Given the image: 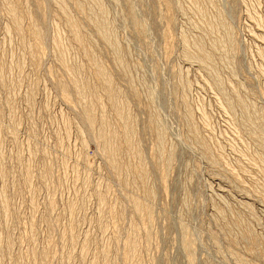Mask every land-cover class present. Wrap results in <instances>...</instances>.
Masks as SVG:
<instances>
[{
  "label": "rangeland",
  "instance_id": "rangeland-1",
  "mask_svg": "<svg viewBox=\"0 0 264 264\" xmlns=\"http://www.w3.org/2000/svg\"><path fill=\"white\" fill-rule=\"evenodd\" d=\"M64 1L89 40L86 47L73 40L53 1L19 0L42 34L38 42L29 18H23V37L15 34L0 0V264H264V147L249 132L243 108L235 104L236 114L230 111L214 86L220 77L229 98L236 100V89L252 114L264 116V0H138L143 34L131 22L128 0H102L122 63L77 8L83 0ZM219 16L233 29L234 54L228 46L212 48L223 37ZM59 39L63 62L82 68L81 80L100 92L105 118L118 132L86 48L123 90L119 103L137 121L134 142L153 198L144 194L137 158L123 140L127 174L116 176L106 164L81 121L72 74L59 61ZM185 42L205 44L213 67L186 59ZM60 83L71 89L69 100ZM157 119L166 132L161 147L175 153L167 165L156 149ZM200 145L211 152L208 158Z\"/></svg>",
  "mask_w": 264,
  "mask_h": 264
},
{
  "label": "bare ground",
  "instance_id": "bare-ground-1",
  "mask_svg": "<svg viewBox=\"0 0 264 264\" xmlns=\"http://www.w3.org/2000/svg\"><path fill=\"white\" fill-rule=\"evenodd\" d=\"M50 2L53 1L54 3L57 4V6L59 7L61 13L63 14L64 18H66V25H67V28H68V31L70 32L73 40L76 42V44L80 47H86V43L89 41H87V37L85 38L84 37V32H82V27L81 25L74 20L73 16L70 15V13L68 12V9L66 7V4H65V1L64 0H49ZM82 1V0H81ZM84 1V0H83ZM80 2L78 1L77 3V8L80 9V10H84L85 12H87V17L90 18L91 20V23L93 25V29L95 30V32L97 34H99V36L102 37V40L104 41V43L108 44V46H111L116 54V61H120L119 63H122V52L120 51V46L117 45V43L115 42V39H114V31H112L111 29V26H110V22H109V19H108V15H107V11H106V7H105V4L102 0H86L87 2L90 3H85V2ZM114 1V0H113ZM129 1V17L131 19V22L132 24L136 27V29L138 31H140V33H145L146 32V23H144L143 21H141L139 18H140V14H138L136 12V7L134 5V3H137L139 2L138 0L136 2H133L132 0H128ZM5 8H6V11H7V14H8V18L10 19V22H11V25H12V29L14 30L15 34H17L20 38L23 37V34L24 32H22V22H23V18H29L31 20V23L32 22H35V20L33 21V18H31V14L29 15L27 12H25L24 9H21V6H20V2L19 0H2ZM27 2V1H26ZM140 3V2H139ZM211 3V2H209ZM69 4V3H68ZM67 4V5H68ZM192 4V3H191ZM212 5V4H211ZM107 6V5H106ZM197 6V5H196ZM137 7H140V5H138ZM30 8V7H28ZM27 8V9H28ZM139 9V8H138ZM201 9V8H200ZM30 10V9H29ZM206 10V9H205ZM201 11V10H200ZM199 11V12H200ZM29 12V11H28ZM182 12V11H181ZM31 13V12H30ZM202 14V13H200ZM34 15V14H33ZM204 15V14H203ZM220 15V12L219 14ZM195 18V17H194ZM6 19V18H5ZM36 19V18H35ZM142 19V18H141ZM145 19V18H144ZM142 19V20H144ZM25 20V19H24ZM198 20V19H197ZM214 21V20H213ZM217 21V20H216ZM218 22V25L221 27V29L223 30V37H219L217 38V41L213 42L214 44L212 45V48L214 50L216 49H219L218 47H220L221 49L222 48H226L228 46L229 50H228V53L231 52V53H235L236 52V48H237V43H235V36H234V33H233V29L225 22L224 19H222L221 16H219V20L217 21ZM264 22V20H263ZM90 23V22H89ZM215 23V22H214ZM261 23V22H260ZM36 24V22L34 23ZM200 24V23H199ZM203 24V23H202ZM33 25V23H32ZM213 25V24H212ZM217 25V24H216ZM196 26V25H195ZM39 28V26H37ZM209 27V26H208ZM42 28V27H41ZM197 28V27H195ZM215 28L218 29V26H216ZM10 29V28H9ZM211 29H212V26H211ZM216 29V30H217ZM209 30V28H208ZM7 34H8V28H7ZM43 31V29H42ZM30 32L33 34L34 38L39 42V40L41 41V39H43L41 36L42 34L40 33V31L36 30L35 28V25L32 26ZM86 32V31H85ZM211 30L208 32L210 33ZM213 32V30H212ZM43 33V32H42ZM87 33V32H86ZM201 33V32H200ZM216 33V32H215ZM45 34V33H44ZM96 34V35H97ZM10 35V34H9ZM118 35V34H117ZM62 36V35H61ZM95 36V35H94ZM184 36V35H182ZM45 38V37H44ZM89 38V37H88ZM57 39V38H56ZM182 39V38H181ZM185 39V38H184ZM53 41V40H52ZM60 41V39H59ZM58 40L56 41L57 43V47L58 50L60 51V54H59V61H61L62 65H64L63 67H65L66 70H69L70 73L72 74V77H70L72 79V85H70V87H73V92H75L74 94L76 95V101H77V104H79L80 106H82V120L81 121H84L85 123V127L86 129L88 130L89 134L91 136H93L95 138V140L97 141V143L99 144L98 147H100V150L102 151V154H103V157H105V160H106V164L108 165L109 169L117 176V174H121V173H125L127 174V172H123V166L121 165V157L123 155V150L121 149V147L119 146L120 144H118V140H123V142L125 143V145L127 146V149L132 152V154L134 153L136 158H137V161H138V165H139V171H140V178L142 179V184H143V187L145 188V193L144 194H147L146 196H148L149 198H153L154 197V194H153V191L149 184H148V169H147V166L145 164V161H144V155H143V151L140 150L136 143L134 142V133H135V119H133L134 117L132 116V114L129 112V107L128 105H122L120 104L122 100H120V98H122V91H120L119 88H117L115 86V84L113 83V78L112 76L110 75L109 71H107V69L102 65L100 59H96L95 57V54L93 55V53L91 52L90 48L87 49L86 48V51L87 52V55H89L91 58L88 59L89 62H91L92 66L94 67L95 71H96V76L98 78V81L100 83V90H101V93H104L103 95L107 98L108 100V106H110V108H112V111L114 113V115H116V119L119 121L120 123V129H121V132H118L117 131V128L113 127V125L110 124L109 121H107V119L105 118L106 114V107L103 105L104 103H102L103 101H101V99L99 98V93L97 91V88H93V86H91L88 81H86V78L85 79H82L81 78L84 76L81 77V74H82V68L79 67V66H74V67H70L71 65H69V67L66 65L67 63L63 62V58L65 59V57L63 56L64 55V51H63V47L61 46V41L59 42ZM63 41V40H62ZM42 42V41H41ZM39 43L37 44V48L39 47V45H41L42 43ZM64 42V41H63ZM201 42V41H200ZM204 42V41H203ZM91 42H89L90 44ZM23 44V43H22ZM28 44V43H27ZM44 44V43H43ZM185 42V47L186 48V51H185V58L186 59H189V60H192L193 62L196 61V63H199L201 65V67L204 66L207 67V66H210L212 64V57H211V53L209 52V50L207 51L204 47H205V44L203 45L200 44V43H196L193 44L195 45L194 48H190L189 44H187ZM25 45V44H23ZM22 46V45H21ZM55 46V45H54ZM92 46V44H91ZM31 47V46H30ZM41 47V46H40ZM89 47V45H88ZM25 48V46H24ZM66 49V48H65ZM85 49V48H84ZM194 49V50H192ZM112 50V51H113ZM41 51V50H40ZM66 51V50H65ZM223 51V50H221ZM226 51V49H225ZM84 52V53H85ZM226 53V52H225ZM230 53V55H231ZM236 55V54H235ZM221 56V55H220ZM232 57V56H231ZM235 57V56H234ZM214 59V58H213ZM99 60V61H98ZM65 61V60H64ZM191 62V61H190ZM232 62V61H231ZM60 64V65H61ZM119 65V64H118ZM120 66V65H119ZM212 66V65H211ZM213 67V66H212ZM21 68V67H20ZM121 68V67H120ZM24 69V68H23ZM122 69V68H121ZM203 69V68H202ZM213 69V68H212ZM208 70L209 67H208ZM122 71V70H121ZM11 72V70H10ZM20 72V71H19ZM84 72V71H83ZM208 72V71H206ZM214 71L211 70V73H212V76H213V73ZM235 72V71H234ZM70 73L68 75H70ZM180 73V72H179ZM209 73V72H208ZM66 76V75H65ZM215 76V74H214ZM217 76V75H216ZM219 76V75H218ZM67 77V76H66ZM81 77V78H80ZM179 77V76H178ZM214 78V77H213ZM220 78V77H219ZM216 79L215 81V87L218 88L219 92L221 93V96L222 98L224 99L225 101V104L227 105L228 109L230 111H233V108H234V105L235 104H238L240 105L243 110L245 111L246 115H245V118H244V121L246 120V124L249 129V132L251 131L253 134H254V138H257L256 140H258V142L260 143L261 147H264V116H261V115H257V113L255 111V114L251 113V111L253 109H251L250 111V106L247 104V102H245V100L243 98H241L239 95H238V91L235 89L233 90V97L236 98L235 101H233L232 99L233 98H229L228 95L226 94V91L224 89V85L222 84L221 80L220 79ZM179 80V79H178ZM211 80V79H210ZM215 80V79H213ZM90 81V80H89ZM224 81V80H223ZM214 83V82H213ZM212 84V83H211ZM21 86V85H20ZM59 86V92H62L63 95H65V98L67 100H69V95H70V90L71 89H68L63 83H60L58 84ZM212 86V85H211ZM231 87V86H230ZM183 88V87H182ZM33 90V89H32ZM232 90V89H231ZM103 91V92H102ZM32 92V91H31ZM34 94V93H33ZM30 95V94H29ZM149 95V94H148ZM125 96V95H124ZM123 96V97H124ZM64 97V96H63ZM71 99V98H70ZM106 100V101H107ZM188 100V99H186ZM120 102V103H119ZM126 102V101H124ZM154 102V101H153ZM188 102V101H186ZM123 103V102H122ZM185 105V104H184ZM79 106V107H80ZM239 106V107H240ZM249 106V107H248ZM188 107V106H187ZM255 108V107H254ZM190 109V108H189ZM81 110V109H80ZM159 111V110H158ZM242 111V110H241ZM244 111H243V114H244ZM187 112V111H186ZM232 113V112H231ZM235 113V112H234ZM233 113V114H234ZM12 114V113H10ZM190 114V112H189ZM236 114V113H235ZM187 115V113H186ZM244 116V115H243ZM191 117V116H190ZM17 118V117H16ZM186 118V117H185ZM189 118V116L187 117ZM81 119V118H80ZM156 119V117H155ZM9 120V119H8ZM190 120V119H189ZM193 120V118H192ZM206 120V119H205ZM17 121V120H16ZM65 121V120H64ZM157 121V122H156ZM188 121V120H187ZM191 121V120H190ZM242 121V122H244ZM159 121L158 119L157 120H154V125L157 126V129L155 131L156 134H158V148L156 147L157 150V153L160 157V159H163L164 160V163L167 165L168 163H170L174 156H175V153L173 151H170L169 152H166L165 149H163L161 147V144L164 140V136L166 134H164V130H162L159 126ZM189 123V122H188ZM192 123V121H191ZM241 123V122H240ZM245 123V122H244ZM70 124V123H69ZM193 124H191L190 127H192ZM66 126V125H65ZM69 126V125H68ZM162 126V125H161ZM195 126V125H193ZM245 126V125H244ZM188 127V129L190 128ZM196 127V126H195ZM14 128V127H13ZM69 128V127H68ZM245 128V127H244ZM196 129V128H195ZM194 130V129H193ZM164 131V132H163ZM198 130H195L194 132L196 133ZM82 132V130H81ZM166 133V132H165ZM194 134V133H193ZM252 134V135H253ZM82 135V133H81ZM197 136V138L199 137L198 135H200V133L198 134H195ZM194 135V136H195ZM195 136V137H196ZM256 136V137H255ZM194 137V138H195ZM195 141H197V143H200L201 144V141L200 139L198 138ZM92 139V138H91ZM200 141V142H199ZM205 142V141H204ZM258 143V144H259ZM83 144V143H82ZM164 144V143H163ZM203 144V143H202ZM85 145V144H84ZM204 145V144H203ZM203 145H200L202 147H199L201 149H203L202 151L205 152L207 155L206 157L208 158V154L209 156L211 155L210 151L208 150V148L204 147ZM207 145V143H206ZM199 146V145H198ZM197 146V147H198ZM208 146V145H207ZM210 147V146H209ZM259 147V145H258ZM84 149V148H83ZM264 149V148H262ZM260 150V149H259ZM86 151V150H85ZM209 151V152H208ZM263 151V150H261ZM35 153V152H34ZM127 155V154H125ZM204 155V154H203ZM260 155V153H259ZM257 155V156H259ZM256 156V155H255ZM205 157V156H204ZM205 157V158H206ZM213 157V156H212ZM211 157V158H212ZM261 157V156H260ZM214 158V157H213ZM212 158V160H214ZM147 159V158H146ZM257 159V158H256ZM263 159V156L262 158ZM210 160V159H209ZM216 160V159H215ZM214 160V161H215ZM264 160V159H263ZM262 160V162H263ZM214 161L212 164H214ZM162 162V160H161ZM210 162V161H209ZM254 161H252L253 163ZM217 163V162H216ZM218 164V163H217ZM250 164V163H249ZM129 165V164H128ZM149 165V164H148ZM215 165V164H214ZM86 166V165H85ZM256 166V165H255ZM264 168V167H263ZM30 169V168H29ZM90 169V168H89ZM125 169V167H124ZM30 171V170H28ZM32 171V170H31ZM44 171V170H43ZM137 171V170H136ZM215 171V170H214ZM264 171V170H263ZM89 172V171H88ZM130 173V172H129ZM28 174V173H27ZM125 176V175H124ZM128 176V175H127ZM26 177H28V175H26ZM119 177V176H118ZM132 177V176H131ZM30 178V177H29ZM46 178V177H45ZM236 179V178H235ZM240 179V178H239ZM237 180V179H236ZM28 181H30L28 179ZM125 181V180H124ZM128 181V180H127ZM119 182V181H118ZM123 182V181H122ZM126 182V181H125ZM124 182V183H125ZM123 183V184H124ZM85 184V183H84ZM101 184V183H100ZM31 185V184H30ZM29 185V186H30ZM125 185V184H124ZM127 186V185H126ZM138 186V185H137ZM124 187V186H122ZM132 187V186H131ZM32 190V188L30 189ZM107 191V189H106ZM99 192V191H98ZM101 192V191H100ZM105 192V191H104ZM3 193V192H2ZM5 194V193H4ZM131 197V196H130ZM100 199V197H99ZM103 198H101V203H102ZM100 203V204H101ZM74 205V204H73ZM103 205V204H101ZM246 205V204H245ZM142 205L136 200L134 202V209L136 210L137 214L143 212L141 211ZM249 206V205H248ZM99 207V206H98ZM102 207V206H101ZM100 207V208H101ZM7 208V207H6ZM72 208V207H71ZM141 208V209H140ZM249 208V207H248ZM4 209V208H3ZM69 210V209H68ZM147 210V209H146ZM8 211V210H7ZM121 211V210H120ZM150 211V214H151V210ZM4 212V211H3ZM6 212V211H5ZM146 212V211H145ZM217 212V211H216ZM7 213V212H6ZM103 213V212H102ZM125 213V212H124ZM147 214V213H146ZM150 214H148V216H151ZM224 214V213H223ZM115 215V214H114ZM141 215V214H140ZM4 216V215H3ZM102 219V218H100ZM107 219V218H106ZM237 220V219H236ZM74 224V223H73ZM240 224V223H239ZM103 228V227H102ZM232 230V229H231ZM230 230V231H231ZM133 233V232H132ZM89 234V233H88ZM133 236V235H132ZM86 237V236H85ZM134 237V236H133ZM191 237V236H190ZM87 238V237H86ZM256 238V237H255ZM134 239V238H133ZM192 239V238H191ZM246 239V238H245ZM86 240V239H85ZM136 241V240H135ZM246 242V241H245ZM258 242V241H257ZM74 243V242H73ZM186 244V249L185 250H188L187 252H190L189 253V256H191V252H192V249H193V244L192 242H185ZM236 244V242H235ZM135 245V243H131V247H133ZM231 245V244H230ZM249 245V244H248ZM256 245V244H255ZM76 246V244H75ZM85 246V245H84ZM251 246V245H250ZM128 248V247H127ZM249 248V247H248ZM258 248V247H257ZM134 249V247L132 248V250ZM251 249H252V246H251ZM84 251V250H83ZM255 253V252H254ZM104 254V253H103ZM191 254V255H190ZM81 256H83V254H81ZM80 256V257H81ZM192 260V259H191ZM237 262H239L240 264H246L243 262V260L241 261L239 259V261L237 260ZM190 264H193L190 262Z\"/></svg>",
  "mask_w": 264,
  "mask_h": 264
}]
</instances>
